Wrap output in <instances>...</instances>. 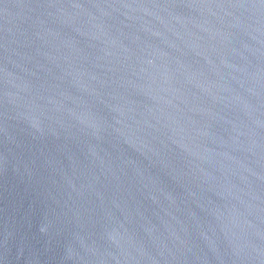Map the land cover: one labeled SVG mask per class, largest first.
I'll use <instances>...</instances> for the list:
<instances>
[{
  "label": "water",
  "instance_id": "obj_1",
  "mask_svg": "<svg viewBox=\"0 0 264 264\" xmlns=\"http://www.w3.org/2000/svg\"><path fill=\"white\" fill-rule=\"evenodd\" d=\"M0 264H264V0H0Z\"/></svg>",
  "mask_w": 264,
  "mask_h": 264
}]
</instances>
